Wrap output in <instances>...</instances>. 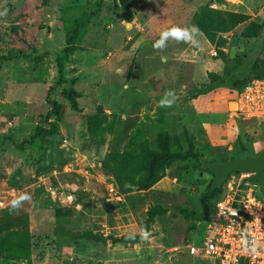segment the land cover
<instances>
[{"label":"rangeland","instance_id":"374dc122","mask_svg":"<svg viewBox=\"0 0 264 264\" xmlns=\"http://www.w3.org/2000/svg\"><path fill=\"white\" fill-rule=\"evenodd\" d=\"M132 10L129 20L119 0H0V203L21 192L34 201L24 203L30 256L0 257V264H195L184 244L204 239L202 216L217 201L209 190L214 173L188 157L167 168L153 190H120L117 201L103 177L110 176L107 155L138 179L139 145L157 149L162 131L181 139L184 151L193 138L205 159L264 149V121L229 109L234 76L249 73L264 25L246 39L244 24L223 31L219 13L242 11L264 24V0H135ZM77 19L78 50L64 56ZM172 25H195L198 44L169 40L154 48ZM69 88L78 92L77 109L65 96ZM169 89L176 101L162 107ZM50 94L62 104L57 121L48 115ZM37 126L53 132L31 141ZM157 205L163 211L147 229L148 210ZM142 228L149 239H141Z\"/></svg>","mask_w":264,"mask_h":264},{"label":"trees","instance_id":"16d2710c","mask_svg":"<svg viewBox=\"0 0 264 264\" xmlns=\"http://www.w3.org/2000/svg\"><path fill=\"white\" fill-rule=\"evenodd\" d=\"M135 0H119V7L127 12L129 20L133 19V5ZM216 12V11H215ZM217 12H219L217 10ZM222 16V29L223 31H230L235 27L244 24L241 30L242 37L246 39L255 38L260 35L263 29V23L255 20H250V16L242 11H224L219 12ZM77 19L75 22V29L72 34H67V45L64 48V56H69L74 54L77 50V41L81 39V22ZM83 21V20H82ZM81 34V35H80ZM221 57V56H220ZM222 58H224L222 56ZM59 73L60 80L64 79V63L63 59L59 60ZM218 79H223V76L215 74ZM253 77H264V41L262 48L255 62L250 68L249 73L240 78L239 76H234L233 85L239 91L240 88ZM237 91V93H238ZM65 96L70 100L71 106L74 109L78 108L77 95L78 92L74 88H69L65 90ZM237 95V94H236ZM54 95L50 94L49 99L52 103V110L49 112L50 117H54L55 121L60 119V112L62 109V104L55 100ZM55 126V124H53ZM52 130H45L41 126H37L36 132L31 139L33 141L36 138H43L45 134H51ZM188 139V150L184 151L183 143L181 139L174 137L172 138L168 131H162L158 134V148H152L148 141H143L139 145V152L142 154L143 158L139 163V172L141 176L136 179L133 171L129 168H123L119 166V160L115 161L113 164L109 157V153L105 159V167L110 175H113L117 189L125 193L134 190L140 191H151L154 186L165 176V171L167 168L175 164L176 161H184L188 157L195 158L198 160V167L203 168L202 161H223L232 157H225L224 159L212 158L205 159V155L201 151H197V145L195 144L193 138ZM176 146V148H174ZM122 161V160H121ZM205 168V167H204ZM207 169V168H206ZM210 170V169H209ZM212 171V170H210ZM213 172V171H212ZM214 173V172H213ZM212 184V181H211ZM210 184L209 190L211 195L215 199L221 195V188L212 189ZM209 207L207 212L202 216L207 222L211 218L212 211L214 210V205ZM9 205L0 209V257L5 259L21 260L27 259L31 254L32 248V237L29 228V212L23 205L22 210L19 212H14L12 214L8 211ZM163 211L160 205L153 206L148 210L147 217V229H150L155 221V217ZM58 217H62L65 211L62 208L56 210ZM207 226V225H206ZM127 236H122L120 240H125ZM114 240H117L114 238ZM195 264H219L217 260L209 255L197 254L194 256Z\"/></svg>","mask_w":264,"mask_h":264},{"label":"built area","instance_id":"2783aa9c","mask_svg":"<svg viewBox=\"0 0 264 264\" xmlns=\"http://www.w3.org/2000/svg\"><path fill=\"white\" fill-rule=\"evenodd\" d=\"M231 112L264 121V77L249 79L229 105ZM253 172H232L221 187L200 244L188 241L190 254L209 255L219 264H264V185L252 180ZM109 195H123L113 176H103ZM52 184L46 190L55 194ZM262 187V189H260ZM60 193V191H58ZM57 193V194H58ZM253 244L256 251H252Z\"/></svg>","mask_w":264,"mask_h":264},{"label":"clouds","instance_id":"9594fccd","mask_svg":"<svg viewBox=\"0 0 264 264\" xmlns=\"http://www.w3.org/2000/svg\"><path fill=\"white\" fill-rule=\"evenodd\" d=\"M199 32V29L195 26H180V25H172L165 30H163L160 35L159 39L155 40L153 43V47L158 50H163L168 46V41L173 40L176 42H183V43H191L192 45H197L198 40L196 36ZM164 60V57H161ZM176 94L175 91L169 89L165 92L163 98L160 101V105L162 107H171L176 101ZM25 202L34 203L32 195L28 192H21L19 195H16L10 201L8 211L10 214L14 212H19L22 210L23 205ZM4 208V204L0 203V209ZM134 235V234H133ZM141 239H149L150 233L146 229H141L139 232ZM252 251H256V245L253 244Z\"/></svg>","mask_w":264,"mask_h":264},{"label":"water","instance_id":"95a60500","mask_svg":"<svg viewBox=\"0 0 264 264\" xmlns=\"http://www.w3.org/2000/svg\"><path fill=\"white\" fill-rule=\"evenodd\" d=\"M203 166L214 172L212 189L221 188L232 172H253L252 180L264 185V149L257 154L246 152L223 161H202Z\"/></svg>","mask_w":264,"mask_h":264},{"label":"crops","instance_id":"0c3cea01","mask_svg":"<svg viewBox=\"0 0 264 264\" xmlns=\"http://www.w3.org/2000/svg\"><path fill=\"white\" fill-rule=\"evenodd\" d=\"M231 103V102H230ZM230 105V104H229ZM155 187V186H154Z\"/></svg>","mask_w":264,"mask_h":264}]
</instances>
